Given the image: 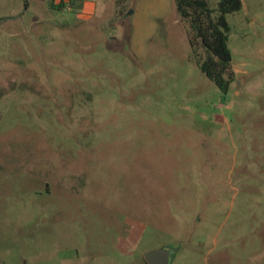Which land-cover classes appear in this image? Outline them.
<instances>
[{
  "label": "rangeland",
  "instance_id": "obj_1",
  "mask_svg": "<svg viewBox=\"0 0 264 264\" xmlns=\"http://www.w3.org/2000/svg\"><path fill=\"white\" fill-rule=\"evenodd\" d=\"M242 2L224 94L173 0H0V264H264V0Z\"/></svg>",
  "mask_w": 264,
  "mask_h": 264
},
{
  "label": "trees",
  "instance_id": "obj_2",
  "mask_svg": "<svg viewBox=\"0 0 264 264\" xmlns=\"http://www.w3.org/2000/svg\"><path fill=\"white\" fill-rule=\"evenodd\" d=\"M173 1L180 19L189 28V43L198 67L222 93L228 94L236 74L228 43L231 29L227 16L242 10V0H221L217 9L207 0ZM199 48L204 49V57L199 55Z\"/></svg>",
  "mask_w": 264,
  "mask_h": 264
},
{
  "label": "water",
  "instance_id": "obj_3",
  "mask_svg": "<svg viewBox=\"0 0 264 264\" xmlns=\"http://www.w3.org/2000/svg\"><path fill=\"white\" fill-rule=\"evenodd\" d=\"M172 252L174 253L175 250L164 246L146 253L145 261L147 264H171Z\"/></svg>",
  "mask_w": 264,
  "mask_h": 264
},
{
  "label": "flooded vegetation",
  "instance_id": "obj_4",
  "mask_svg": "<svg viewBox=\"0 0 264 264\" xmlns=\"http://www.w3.org/2000/svg\"><path fill=\"white\" fill-rule=\"evenodd\" d=\"M173 249V248H172ZM173 253V252H172ZM173 256V255H172ZM147 263V262H146Z\"/></svg>",
  "mask_w": 264,
  "mask_h": 264
}]
</instances>
